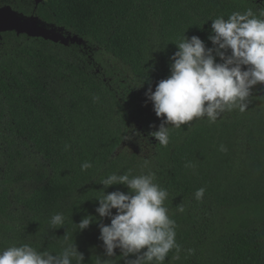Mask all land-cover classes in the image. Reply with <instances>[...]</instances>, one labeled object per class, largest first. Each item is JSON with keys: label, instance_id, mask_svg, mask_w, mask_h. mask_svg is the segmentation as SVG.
I'll use <instances>...</instances> for the list:
<instances>
[{"label": "trees", "instance_id": "obj_1", "mask_svg": "<svg viewBox=\"0 0 264 264\" xmlns=\"http://www.w3.org/2000/svg\"><path fill=\"white\" fill-rule=\"evenodd\" d=\"M9 4L85 43L0 36V249L29 243L59 251L68 232L84 264H101L109 258L99 223L110 224L96 213L101 180L151 171L169 193L165 206L181 246L180 258L173 259L172 249L163 264H264V84L251 89L244 112L169 126L167 147L150 135L162 119L145 96L171 74L175 43L198 36L213 47L212 19L248 8L258 12L264 0ZM84 162L92 167L82 170ZM202 187L197 201L194 193ZM117 190L128 192L125 185L106 189ZM56 213L65 224L53 229ZM87 215L97 219L79 231L76 224ZM115 251L114 264H126Z\"/></svg>", "mask_w": 264, "mask_h": 264}, {"label": "clouds", "instance_id": "obj_2", "mask_svg": "<svg viewBox=\"0 0 264 264\" xmlns=\"http://www.w3.org/2000/svg\"><path fill=\"white\" fill-rule=\"evenodd\" d=\"M211 21L212 34L208 39L213 47H207L198 36L185 35L175 43L178 50L171 57V74L160 80L154 91L149 87L145 93L155 114L162 119L159 129L150 133L162 146L169 144V126L180 128L204 117L214 123L225 111L244 112L251 89L264 84V9L234 11L227 18L221 15ZM98 99L94 97V101ZM221 150H225L223 146ZM91 167L90 162L81 165L82 170ZM100 184L104 189L95 198L96 213L101 220L110 218V224L99 223V239L109 258L101 264H114L111 258L116 256V249L126 264H163L172 249L177 253L173 259L180 258L176 222L165 206L169 193L156 182L154 172L113 173ZM113 185H125L128 192H107ZM204 194L202 187L194 197L199 201ZM177 210L183 212L184 208L179 205ZM96 219L87 215L75 224L83 231ZM49 223L53 229L61 228L65 217L56 213ZM69 241L66 232L59 251L38 250L29 243L10 245L0 249V264H84V254ZM187 253L193 254L194 249H187ZM130 256L135 258L128 259Z\"/></svg>", "mask_w": 264, "mask_h": 264}, {"label": "water", "instance_id": "obj_3", "mask_svg": "<svg viewBox=\"0 0 264 264\" xmlns=\"http://www.w3.org/2000/svg\"><path fill=\"white\" fill-rule=\"evenodd\" d=\"M41 1L38 0V2ZM7 32H16L18 35L25 34L30 38H43L66 46L72 43H85L78 35H72L64 28L50 25L37 16L27 17L10 6L0 8V36Z\"/></svg>", "mask_w": 264, "mask_h": 264}, {"label": "flooded vegetation", "instance_id": "obj_4", "mask_svg": "<svg viewBox=\"0 0 264 264\" xmlns=\"http://www.w3.org/2000/svg\"><path fill=\"white\" fill-rule=\"evenodd\" d=\"M10 0H0V8L6 5L12 6L9 4ZM17 0H12V3H15ZM43 1V0H42ZM38 0H29V5L34 6L35 8L37 7Z\"/></svg>", "mask_w": 264, "mask_h": 264}]
</instances>
